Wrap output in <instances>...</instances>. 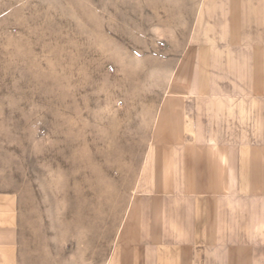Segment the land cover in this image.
<instances>
[{
  "label": "rangeland",
  "instance_id": "374dc122",
  "mask_svg": "<svg viewBox=\"0 0 264 264\" xmlns=\"http://www.w3.org/2000/svg\"><path fill=\"white\" fill-rule=\"evenodd\" d=\"M221 1L0 0V264H115L157 146L211 139L251 144L255 184L209 237L264 264V90L214 73Z\"/></svg>",
  "mask_w": 264,
  "mask_h": 264
},
{
  "label": "crops",
  "instance_id": "0c3cea01",
  "mask_svg": "<svg viewBox=\"0 0 264 264\" xmlns=\"http://www.w3.org/2000/svg\"><path fill=\"white\" fill-rule=\"evenodd\" d=\"M219 4L227 11L218 20L220 36L230 44L259 45L250 46L252 49L235 45L229 50L228 60L215 61L214 67L220 69L214 73L251 75L246 78L249 88L264 90V0H222ZM224 136L231 138L230 133ZM210 142L211 146L200 143L157 146V168L149 176L156 190L141 195L133 205L115 264H237V250L242 253L248 247L237 248L233 236L228 237L227 245L221 243L222 237L216 244L209 235L234 234V228L247 216H236L233 212L227 221L225 213L242 201H238L235 193L220 191L221 186L232 184L230 180L234 186L238 185V179L241 185H253L252 146L217 144L212 139ZM200 234L207 235L205 243L198 237ZM222 256L228 257V261L221 262ZM250 262L251 259L244 258L240 264Z\"/></svg>",
  "mask_w": 264,
  "mask_h": 264
}]
</instances>
